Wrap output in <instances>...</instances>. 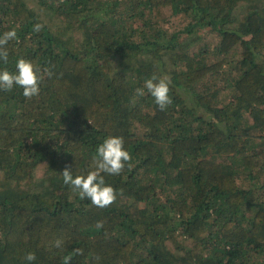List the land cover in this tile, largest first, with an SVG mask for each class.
<instances>
[{
  "label": "trees",
  "instance_id": "obj_1",
  "mask_svg": "<svg viewBox=\"0 0 264 264\" xmlns=\"http://www.w3.org/2000/svg\"><path fill=\"white\" fill-rule=\"evenodd\" d=\"M11 29L0 70L53 75L0 90V264H264V0H0ZM110 135L132 158L98 208L60 172Z\"/></svg>",
  "mask_w": 264,
  "mask_h": 264
},
{
  "label": "clouds",
  "instance_id": "obj_2",
  "mask_svg": "<svg viewBox=\"0 0 264 264\" xmlns=\"http://www.w3.org/2000/svg\"><path fill=\"white\" fill-rule=\"evenodd\" d=\"M43 25L37 23L33 26L34 32H40ZM17 33L15 29L8 30L0 34V60L7 63L8 50L6 45L10 40H16ZM15 72L8 70H0V90L11 91L14 86L22 88V94L25 98L31 99L38 96L40 93V80L42 79L41 72L51 77L53 75L52 68H44L34 66L33 63L24 58H18L15 62ZM171 81L167 76L158 77L153 74L146 78L142 87L135 89L136 96H144L145 92L150 94L158 106L163 111L172 103L169 96V85ZM131 154L124 147V140L121 136H108L97 145L95 154L92 156V170L86 174L73 175L70 167H65L60 173L63 183L71 186L80 199H88L92 205L98 208H106L112 205L117 198L115 189L105 183L104 175H119L127 162L131 160ZM95 227L103 228V221H97ZM55 247L60 249L64 247V241L57 239ZM81 248H74L67 255L62 257V264H71L73 256L82 255ZM24 259L28 264H32L36 260L34 252H27ZM94 260H99V257H93Z\"/></svg>",
  "mask_w": 264,
  "mask_h": 264
}]
</instances>
